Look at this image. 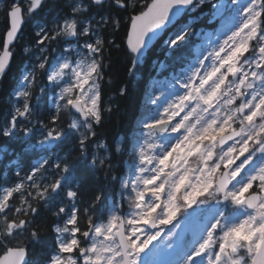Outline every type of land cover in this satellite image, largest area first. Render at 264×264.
<instances>
[{"label": "snow or ice", "instance_id": "snow-or-ice-1", "mask_svg": "<svg viewBox=\"0 0 264 264\" xmlns=\"http://www.w3.org/2000/svg\"><path fill=\"white\" fill-rule=\"evenodd\" d=\"M0 5V84L36 21L0 100V140L23 144H0V264H264V0ZM146 64L143 112L109 142Z\"/></svg>", "mask_w": 264, "mask_h": 264}, {"label": "trees", "instance_id": "trees-1", "mask_svg": "<svg viewBox=\"0 0 264 264\" xmlns=\"http://www.w3.org/2000/svg\"><path fill=\"white\" fill-rule=\"evenodd\" d=\"M52 0H50V3ZM59 7V4L56 5ZM3 17H0V36H2L4 31V24L2 23ZM37 21L43 22V14L37 17ZM36 21L29 23L25 27V36L21 40V42L17 45L15 49V57L13 59L11 70L8 72L7 77L0 84V100L6 98L7 93L9 92L11 86L15 83L16 77L19 74V70L23 66L27 57H25L23 53V49L25 47L31 46V40L33 38L32 32L35 26ZM154 55V54H153ZM163 54H161L162 58ZM112 69H111V77L114 80V86H118L120 82L127 81V77L125 75V69L123 66L122 58L120 57L119 53L113 52L112 53ZM150 62V61H149ZM143 73V78L139 79L134 82H129V94L125 98L119 99V107L118 110H114L110 115H106V119L104 122V128L100 130V134L102 137L106 138L109 142L116 137L117 134L121 136L131 127L134 126L136 123L137 118L143 112V92L148 82V65L146 64L145 67L141 70ZM107 80V77H106ZM114 86H105L104 88V100L107 103L112 96V90ZM115 109V105H113ZM0 144H7L10 150L13 153L20 152L23 148V144L20 141H4L0 140ZM126 158V157H125ZM13 159V156L5 155L4 160L0 162V174H2L5 169L4 165L8 163L10 160ZM31 158L25 157L22 161L25 167H27L28 162ZM8 180L4 181L2 175H0V183L3 182H11L14 181L16 178L12 174V169L9 168L7 170ZM45 242H50L51 236H45Z\"/></svg>", "mask_w": 264, "mask_h": 264}, {"label": "rangeland", "instance_id": "rangeland-1", "mask_svg": "<svg viewBox=\"0 0 264 264\" xmlns=\"http://www.w3.org/2000/svg\"><path fill=\"white\" fill-rule=\"evenodd\" d=\"M0 7H2V5H0Z\"/></svg>", "mask_w": 264, "mask_h": 264}]
</instances>
